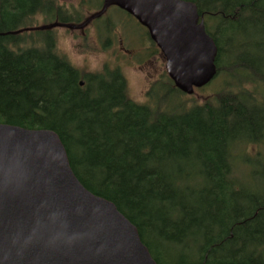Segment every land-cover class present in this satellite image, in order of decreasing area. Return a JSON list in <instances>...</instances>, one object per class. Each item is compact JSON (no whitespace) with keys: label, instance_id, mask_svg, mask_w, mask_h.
I'll use <instances>...</instances> for the list:
<instances>
[{"label":"trees","instance_id":"obj_1","mask_svg":"<svg viewBox=\"0 0 264 264\" xmlns=\"http://www.w3.org/2000/svg\"><path fill=\"white\" fill-rule=\"evenodd\" d=\"M183 1L217 45V77L227 72L202 105L166 76L138 105L118 70L84 75L52 31L29 30L55 22L57 3L0 0V124L58 134L81 184L136 226L157 264H264V184L245 179L264 161L247 152L264 147V0Z\"/></svg>","mask_w":264,"mask_h":264},{"label":"water","instance_id":"obj_2","mask_svg":"<svg viewBox=\"0 0 264 264\" xmlns=\"http://www.w3.org/2000/svg\"><path fill=\"white\" fill-rule=\"evenodd\" d=\"M113 5L148 30L183 95L215 80L218 48L194 3L107 0ZM0 264L157 263L136 226L81 184L58 134L0 124Z\"/></svg>","mask_w":264,"mask_h":264},{"label":"rangeland","instance_id":"obj_3","mask_svg":"<svg viewBox=\"0 0 264 264\" xmlns=\"http://www.w3.org/2000/svg\"><path fill=\"white\" fill-rule=\"evenodd\" d=\"M53 1L59 7L63 5L61 9L65 13H62L70 15L74 25L88 20L94 12L99 10L98 7L101 4L100 0ZM77 19L81 22H76ZM104 21L105 23H103ZM48 24L44 16H40L33 21V28H40ZM109 25L112 27V32H114V27L116 28L117 34L115 33L114 36L109 33L110 28L107 27ZM94 26L97 27L96 32L93 26H90L86 31L52 30L50 33H52V39L55 40L56 52L84 75L90 76L91 74H102L105 71L118 70L124 77L128 98L138 105H149L151 101L148 92L158 84H163L165 76L169 78L165 68L167 62L159 48L127 15L125 16L114 9L110 10L101 22H95ZM33 32L38 33L39 31L33 30ZM29 40L32 39L28 37L27 41ZM120 40L123 43L124 51L115 44ZM113 41L115 45H111ZM217 76L210 85L202 90H196L191 96L184 95L186 104L189 106L195 103L202 105L221 91L227 81V72L223 69L220 76ZM244 85L249 86L246 82ZM247 152L252 156L257 153L264 154V147L251 146ZM262 164L264 165V161L260 163L255 161L250 165L249 171L245 173L248 185L261 187L264 184ZM254 247L255 245L252 249ZM179 263V258L174 256L165 259L163 264Z\"/></svg>","mask_w":264,"mask_h":264},{"label":"flooded vegetation","instance_id":"obj_4","mask_svg":"<svg viewBox=\"0 0 264 264\" xmlns=\"http://www.w3.org/2000/svg\"><path fill=\"white\" fill-rule=\"evenodd\" d=\"M82 1H84V0H82ZM86 1V0H85ZM84 1V2H85ZM101 1V4H100V6L98 7V11H96V12H94L90 17H89V19L88 20H86V21H84V22H81V21H79L78 19L76 20V22H81V23H78V24H76V25H74V24H72L73 23V21H72V19H71V17H70V15H68V14H63V13H65V11H63V10H58L59 11V13H58V15H60V17L59 18H56V20H55V22H54V24L55 25H57L55 28H53V30L54 29H62V30H71V31H77V30H81V31H86L87 29H89V27L90 26H93V28L95 29L94 31L96 32L97 31V27L96 26H94V23L95 22H101V20H103L105 17H106V15L108 14V12L110 11V10H115V11H117V12H121V13H123L125 16L127 15L128 17H129V19H131V21L132 22H134L135 24H137L141 29H142V31L144 32V34H146V36H148L147 38H150L151 39V37L149 36V34H148V30L145 28V27H143L141 24H139V22H137L136 21V19L132 16V15H130L128 12H124L123 10H121L118 6H116V5H113V6H107V0H100ZM107 7H106V6ZM63 6V5H62ZM61 6V7H62ZM59 7V6H58ZM61 7H59V8H61ZM107 8L106 9V11L104 12V14L103 15H101V17H99V18H96V19H93V20H90L93 16H95V15H98V14H100L101 13V11L104 9V8ZM63 12V13H62ZM45 18V17H44ZM79 18V17H78ZM103 23H105V21L103 22ZM53 24V23H52ZM52 24H49L48 26H50V25H52ZM84 24H86V26H84V28H77L78 26H81V25H84ZM67 26H73V27H76L77 29H72V28H70V27H67ZM108 28H110V30H109V33H111V35H113L114 36V34L116 33L115 31H116V28L114 27V32H112V30H111V26L109 25V26H107ZM49 31H52V30H49ZM99 34V33H98ZM117 34V33H116ZM115 44H117V45H119V49H121L122 51H124V49H123V43H122V41L120 40V41H118L117 43L115 42ZM114 44V41L113 42H111V45H115Z\"/></svg>","mask_w":264,"mask_h":264}]
</instances>
